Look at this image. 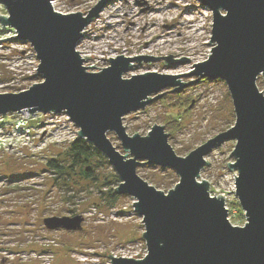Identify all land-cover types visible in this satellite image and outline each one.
Returning <instances> with one entry per match:
<instances>
[{"label":"rangeland","instance_id":"374dc122","mask_svg":"<svg viewBox=\"0 0 264 264\" xmlns=\"http://www.w3.org/2000/svg\"><path fill=\"white\" fill-rule=\"evenodd\" d=\"M53 1L56 11L70 14L88 13L99 0ZM0 15H9L2 2ZM212 25V12L200 0H113L85 28L78 50L85 58L91 56L84 64L95 65L89 67L92 72L106 68L109 58L118 55L173 54L174 59L186 56L191 61L168 65L164 57L150 64L143 59L134 62L124 78L150 71L183 74L209 58L216 44L209 43ZM15 35L14 28L8 27L0 39ZM38 65L32 44L1 40L0 92H20L41 83L44 78L37 72ZM198 77L180 79L189 82ZM258 88L264 91L262 77ZM171 90H162L161 99L124 116L129 135H147L154 123L164 125L172 148L186 157L236 124L225 80L199 79L181 92ZM27 114L0 115V264H112L110 254L143 259L148 252L142 236L146 230L143 217L134 208V197L112 195L111 189L121 183L115 182L118 173L107 157L101 152L103 156L93 160L94 177L84 178L79 167H67L71 164L69 147L79 137L67 113ZM108 137L126 153L115 132L109 131ZM235 147L236 140L229 139L214 148L206 156L210 163L199 179L211 183L212 196H226L230 222L244 226L245 210L236 195L238 171L228 166L236 161ZM137 171L165 193L180 181L177 172L158 165L143 164ZM79 214L84 217L80 230L45 225L47 217Z\"/></svg>","mask_w":264,"mask_h":264},{"label":"water","instance_id":"95a60500","mask_svg":"<svg viewBox=\"0 0 264 264\" xmlns=\"http://www.w3.org/2000/svg\"><path fill=\"white\" fill-rule=\"evenodd\" d=\"M113 0H99L88 11L58 12L52 0H0L8 16L0 15V33L8 27L16 35L1 40L32 44L39 59L41 83L20 92H0V115L67 113L78 136L101 151L118 173V195L135 198L143 217L142 236L148 247L143 259L108 256L112 264H264V0H200L213 15L210 44L216 43L204 62L191 72L164 74L150 71L124 78L134 62L150 64L164 57L165 64L191 61L182 56L139 55L110 57V65L92 72L77 46L84 30ZM212 42V43H211ZM92 59V58H91ZM193 65V66H194ZM100 68V67H99ZM183 75L197 79L182 82ZM225 80L236 112V124L200 145L186 157L169 143L166 127L154 123L147 135H129L124 116L146 108L164 96V89L181 92L199 79ZM167 92V91H165ZM116 133L122 150L108 137ZM229 139L236 140V195L245 210L244 226L232 224L226 196L211 195L210 182L199 177L209 165L206 156ZM230 156V155H229ZM158 165L178 173L175 188L163 192L143 179L138 167ZM84 217L51 216L50 229L80 230Z\"/></svg>","mask_w":264,"mask_h":264},{"label":"trees","instance_id":"16d2710c","mask_svg":"<svg viewBox=\"0 0 264 264\" xmlns=\"http://www.w3.org/2000/svg\"><path fill=\"white\" fill-rule=\"evenodd\" d=\"M99 156H103L101 151H98L97 148L91 142L85 140L84 138L77 137L76 140H74V142L69 147V157L71 164L67 167H79V173L84 178H93V160L99 158ZM55 167L61 168L58 164H56ZM114 177L116 183H121V180L118 175H114ZM113 191L114 189H111L112 195L118 197L119 195L113 193Z\"/></svg>","mask_w":264,"mask_h":264},{"label":"built area","instance_id":"2783aa9c","mask_svg":"<svg viewBox=\"0 0 264 264\" xmlns=\"http://www.w3.org/2000/svg\"><path fill=\"white\" fill-rule=\"evenodd\" d=\"M53 3H54V1L52 0V4H53ZM204 6H205V5H204ZM206 7H207V6H206ZM101 13H102V12H101ZM101 13H100V14H101ZM78 45H79V44H78ZM77 50H78V46H77ZM78 51H79V50H78ZM79 53H80V51H79ZM81 55H82V54H81ZM82 57L85 58L83 55H82ZM85 60H86V59H85ZM84 63H85V62H84ZM38 68H39V67H38ZM21 112H27V111H21ZM21 112H19V113H21ZM27 113H28V112H27Z\"/></svg>","mask_w":264,"mask_h":264}]
</instances>
